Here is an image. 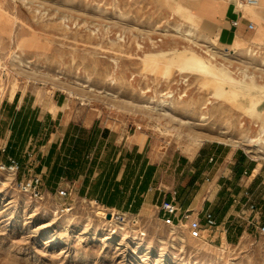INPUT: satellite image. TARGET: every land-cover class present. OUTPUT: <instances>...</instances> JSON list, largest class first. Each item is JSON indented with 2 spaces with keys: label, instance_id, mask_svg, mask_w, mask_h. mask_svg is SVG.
I'll list each match as a JSON object with an SVG mask.
<instances>
[{
  "label": "rangeland",
  "instance_id": "rangeland-1",
  "mask_svg": "<svg viewBox=\"0 0 264 264\" xmlns=\"http://www.w3.org/2000/svg\"><path fill=\"white\" fill-rule=\"evenodd\" d=\"M218 1L0 0V101L32 90L48 107L54 92L64 93L109 125L148 133L170 150L191 155L220 142L264 157L263 147L247 143L261 133L262 122L247 111L264 92V8L250 17L254 29L236 35L225 28L220 38L224 30L213 32L191 8L178 7L197 3L208 15ZM178 25L196 35L189 40ZM191 52L241 80L235 94L218 96L211 76L180 71ZM29 158L16 174L0 175V264H264V234L227 242L209 229L194 239L186 226L165 225L159 208L121 213L118 224L98 217L95 202L60 196V188L50 193L43 184L42 197H31L19 186L32 176L24 175Z\"/></svg>",
  "mask_w": 264,
  "mask_h": 264
},
{
  "label": "crops",
  "instance_id": "crops-1",
  "mask_svg": "<svg viewBox=\"0 0 264 264\" xmlns=\"http://www.w3.org/2000/svg\"><path fill=\"white\" fill-rule=\"evenodd\" d=\"M229 1L219 0L208 15L199 13L197 3L178 7L191 8L213 32L227 28L245 35L251 16ZM222 32L220 38L227 34ZM27 156L32 158L24 175L40 174L48 192L70 186L71 198L108 212L146 214L162 201H176L179 212L191 211V217L203 219L211 211L213 229L227 242L259 233L255 221L264 225V157L220 142L204 143L191 155L170 150L148 133L109 125L64 93L54 92L48 107L32 90H16L0 101V161L12 157L23 167Z\"/></svg>",
  "mask_w": 264,
  "mask_h": 264
},
{
  "label": "bare ground",
  "instance_id": "bare-ground-1",
  "mask_svg": "<svg viewBox=\"0 0 264 264\" xmlns=\"http://www.w3.org/2000/svg\"><path fill=\"white\" fill-rule=\"evenodd\" d=\"M237 1V7L238 8H241V9H244L245 10V12L249 15V16H251V17H254V16H256L257 15V12L255 11V9H257V7H259V8H264V0H258V2H257V4L256 5H247V4H243V3H241L240 2V0H236ZM176 5H177V3H176ZM243 7H245V8H243ZM237 8V9H238ZM55 15V14H54ZM60 18V17H59ZM62 22V21H61ZM62 26V25H61ZM63 27H65V26H63ZM67 27V26H66ZM65 29V28H64ZM93 30V29H92ZM177 30H178V32L180 31V32H182L183 31V33H184V36H186L189 40H192V38L196 35V32H195V30L193 29V28H188V29H182V25H178L177 26ZM75 32V31H74ZM93 33V32H92ZM96 33V32H95ZM94 33V34H95ZM221 49V48H220ZM231 52H234V54H236V50L234 51L233 49H231ZM247 52L248 53H250L251 52V49L249 48H247ZM154 54L153 55H155V56H160V52L159 51H154L153 52ZM144 56H145V54H144ZM142 57L141 59H144V60H146V57ZM150 60V59H149ZM170 65V64H169ZM221 69L222 70V72H223V76H224V78L217 72V69ZM178 69L180 70V71H190V72H203V73H205V74H207V75H209V76H211L212 78H214V81H213V87H214V89H215V94L216 95H218V96H221V95H224L225 93H234V91H233V88H235L234 87V85H233V83H235V82H240L241 80H239V79H237V78H235L234 76H232V74H230L231 72H229V70L227 69V68H225V67H219V66H217L216 64H214L212 61H210V60H208V62H205L204 60H203V57H202V55H200L199 53H193V52H191L190 53V55H187V56H185V58H184V62H183V64L180 66V67H178ZM250 78H254L253 76H250V75H248ZM229 82H232V83H229ZM225 84H228L229 85V87H230V89H227L226 87H225ZM242 86H244V87H248L249 86V84L248 83H244ZM259 87L260 88H263V85H259ZM71 95H75V96H77L78 94L76 93V91H74V90H71V89H66ZM107 92V91H106ZM227 93V94H228ZM235 94V93H234ZM233 94V95H234ZM246 94H248V95H251L250 93H246ZM80 95V94H79ZM251 97H253V96H251ZM250 97V98H251ZM167 102V101H166ZM175 102V101H174ZM262 102H264V92L262 93V95H259L258 97H256V98H253V99H251V102H250V104H249V106H248V113L250 114V116H249V118H251V119H253L254 120V117H257V118H259V120L262 122V124H261V129H260V131H261V133L257 136V137H255V138H253V137H248L247 138V143H251V145L252 146H257V147H263L264 148V118H262V117H264V111H260L259 109H258V107L261 105V103ZM171 104V103H170ZM246 111V110H245ZM243 129V128H242ZM246 130H248V129H246ZM201 136V135H200ZM195 137V136H194ZM205 138V137H204ZM195 140H196V143L198 144V145H201L202 144V142L205 140V139H203L202 137L201 138H195ZM232 140V139H231ZM233 142V141H232ZM239 143V142H238ZM241 144H243V143H241ZM253 147V148H254ZM262 150V149H261ZM258 152V151H257ZM70 209H72V208H68L67 210L69 211ZM112 215H113V217H112V219L111 220H106V221H108V222H116V223H120L119 221L120 220H117L116 219V216L117 215H120L121 213H118L117 211H115V210H110L109 211ZM95 213H96V215L98 216V217H101V218H105V219H107L106 218V215H107V213H108V210L106 211L105 209H103L100 205L97 207V209H95ZM126 217V216H125ZM121 218H122V216H121ZM116 226H117V224H116ZM119 226H121V225H119ZM176 227V226H175ZM123 229V228H122ZM172 231V230H171ZM173 232V231H172ZM179 234V233H178ZM183 242H184V240H183Z\"/></svg>",
  "mask_w": 264,
  "mask_h": 264
},
{
  "label": "built area",
  "instance_id": "built-area-1",
  "mask_svg": "<svg viewBox=\"0 0 264 264\" xmlns=\"http://www.w3.org/2000/svg\"><path fill=\"white\" fill-rule=\"evenodd\" d=\"M240 2L247 5H256L258 0H240ZM231 24L236 28L239 25V20H234ZM247 27L252 30L255 28V25L253 22H249ZM19 169L20 162L15 158L10 157L8 162L0 161V175L16 174ZM42 185L43 179L40 174H33L28 180L19 183L23 192L36 198L42 197ZM71 193L72 189L70 186L59 190L60 196L64 198L70 197ZM158 208L165 225L186 226L190 237L194 239L201 238L204 232L217 226L216 218L211 211L205 212L203 219H200L198 217H191V211L180 213L176 201H162ZM250 209H255V205L251 204ZM252 225L258 229L260 234H264V225H259L257 221L252 223Z\"/></svg>",
  "mask_w": 264,
  "mask_h": 264
},
{
  "label": "water",
  "instance_id": "water-1",
  "mask_svg": "<svg viewBox=\"0 0 264 264\" xmlns=\"http://www.w3.org/2000/svg\"><path fill=\"white\" fill-rule=\"evenodd\" d=\"M233 1H234V0H233ZM112 217H113V215H112L110 212L106 215V218H107V219H112ZM120 218H121L120 215H117V216H116V219L119 220Z\"/></svg>",
  "mask_w": 264,
  "mask_h": 264
}]
</instances>
